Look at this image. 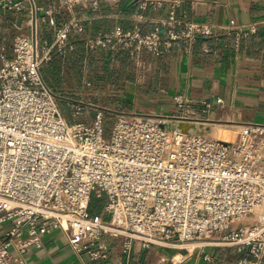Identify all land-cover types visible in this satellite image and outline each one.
<instances>
[{
	"label": "built area",
	"instance_id": "1",
	"mask_svg": "<svg viewBox=\"0 0 264 264\" xmlns=\"http://www.w3.org/2000/svg\"><path fill=\"white\" fill-rule=\"evenodd\" d=\"M98 1L55 0L44 7L36 0H0V10L29 19L28 34L13 39L12 56L0 52V264H26L25 255L40 249L42 237L55 229L67 234L74 252L98 263L108 257L105 237L118 238L121 253L129 255L135 241L144 248L186 249L229 230L220 241L243 253L236 264H264V126L239 127L231 141L212 137L192 117V101L184 95L173 98L175 116L121 113L108 130L100 111L90 125L70 124L62 116L42 69L54 53L72 49L68 38L82 32L83 19L71 15L50 41L40 40L39 24ZM136 3L139 10L166 4L167 15L152 30L116 26L88 35L86 51H120L137 62L142 52L189 53L198 38L212 35L208 24L187 19L185 11L176 16L180 0ZM226 28L235 29L238 49L256 24L230 22ZM165 121L201 129L183 132ZM255 137H261L258 146ZM95 194L104 202L92 214ZM248 215L253 222L230 228Z\"/></svg>",
	"mask_w": 264,
	"mask_h": 264
},
{
	"label": "crops",
	"instance_id": "2",
	"mask_svg": "<svg viewBox=\"0 0 264 264\" xmlns=\"http://www.w3.org/2000/svg\"><path fill=\"white\" fill-rule=\"evenodd\" d=\"M48 6L55 0H36ZM187 19L206 23L212 30L209 37H200L189 53L179 48L154 56L142 52L137 62L124 52L96 49L86 51L88 35L113 27L125 30L139 27L152 30L158 20L166 17L167 6L155 8L147 4L139 10L136 0H99L98 4L76 5L71 12L48 16L39 24L40 40L50 41L54 28L71 15L83 19V30L72 34L68 43L72 49L64 54L54 53L42 74L58 101L64 90L74 97L66 102L71 117L90 125L96 112H102L103 127L108 117L121 113L150 117H172L177 114L174 96L184 95L191 102L190 114L209 127V134L228 133L222 126L239 128L246 125L264 126V0H180L176 8ZM256 24L255 32L242 40L238 49L233 46V28ZM29 19L24 13L0 10V52L12 56L13 39L29 32ZM174 27H177L175 25ZM164 32L165 29L161 28ZM82 97V98H81ZM100 97H105L101 101ZM220 99L219 103L216 100ZM57 101V104H58ZM65 102V101H64ZM201 102L208 103L204 107ZM80 108L75 114L70 107ZM106 129V128H105ZM108 130V129H106ZM257 146L261 137H255ZM264 155V152H262ZM241 222L232 223L230 228ZM5 227L0 229V236ZM223 233H216L208 241L191 249H177L160 245L144 248L138 241L132 244L129 255L121 253L118 238L105 237L108 257L101 262L90 261L86 254L76 253L68 243V236L55 229L42 237V247L25 255L26 264H236L243 253L220 241Z\"/></svg>",
	"mask_w": 264,
	"mask_h": 264
},
{
	"label": "rangeland",
	"instance_id": "3",
	"mask_svg": "<svg viewBox=\"0 0 264 264\" xmlns=\"http://www.w3.org/2000/svg\"><path fill=\"white\" fill-rule=\"evenodd\" d=\"M62 96L63 97L61 98L60 101H58V104H57L62 116H64L70 122L81 120V118H79V117L78 118H74V119L71 117V113H70L69 107L66 104V102H69L70 104H73L71 100L80 99V97H74L67 90H64ZM100 100L101 101L105 100V97H100ZM74 104L75 105L70 107V109L72 111H76L75 106H76L77 103H74ZM112 123H113V118L108 117L106 119V123H105L106 125L104 126V128L110 129V127L112 126ZM221 128L229 130V132L227 133V137L224 135V134H226V133H224V131H219L216 134H211L210 136L215 137V138H219V139H223V140L224 139L225 140H231V139L233 140L234 135H235V131L237 130V128H230V127H226V126H222ZM95 196L97 197L98 194H95ZM253 220H254L253 216L248 215V216L244 217L243 219H241L239 221H234V223H236V222L251 223V222H253Z\"/></svg>",
	"mask_w": 264,
	"mask_h": 264
},
{
	"label": "bare ground",
	"instance_id": "4",
	"mask_svg": "<svg viewBox=\"0 0 264 264\" xmlns=\"http://www.w3.org/2000/svg\"><path fill=\"white\" fill-rule=\"evenodd\" d=\"M165 125H172L171 123H169L168 121H165ZM198 124H195V123H191V122H189V123H184V122H175L174 124H173V127H178V128H180V129H182L183 131H186V130H189V131H191V130H196V129H198ZM210 135V134H209ZM226 137H227V134H224ZM219 139V138H218ZM221 140H223V139H221ZM225 140V139H224ZM225 141H231V140H225ZM199 243H201V242H192V243H188L186 246H185V248H186V250H189V249H191V247L193 246V245H196V244H199ZM166 264H168V263H166Z\"/></svg>",
	"mask_w": 264,
	"mask_h": 264
},
{
	"label": "trees",
	"instance_id": "5",
	"mask_svg": "<svg viewBox=\"0 0 264 264\" xmlns=\"http://www.w3.org/2000/svg\"><path fill=\"white\" fill-rule=\"evenodd\" d=\"M104 202V198L100 196H92L89 203V212L94 214L98 213Z\"/></svg>",
	"mask_w": 264,
	"mask_h": 264
},
{
	"label": "water",
	"instance_id": "6",
	"mask_svg": "<svg viewBox=\"0 0 264 264\" xmlns=\"http://www.w3.org/2000/svg\"><path fill=\"white\" fill-rule=\"evenodd\" d=\"M166 126H168V127H173V125H166ZM173 128H176V129H179V130H181V131H183L182 129H180V128H178V127H173ZM200 129H201V127L200 126H198V129H196V130H191V131H195V132H200ZM189 130H186V131H183V132H188Z\"/></svg>",
	"mask_w": 264,
	"mask_h": 264
}]
</instances>
